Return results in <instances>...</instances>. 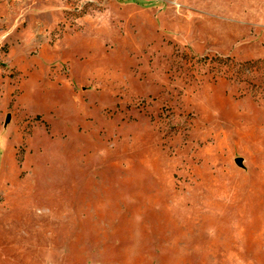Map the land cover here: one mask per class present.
Returning <instances> with one entry per match:
<instances>
[{"label": "rangeland", "instance_id": "rangeland-1", "mask_svg": "<svg viewBox=\"0 0 264 264\" xmlns=\"http://www.w3.org/2000/svg\"><path fill=\"white\" fill-rule=\"evenodd\" d=\"M0 264H264V0H0Z\"/></svg>", "mask_w": 264, "mask_h": 264}, {"label": "water", "instance_id": "water-1", "mask_svg": "<svg viewBox=\"0 0 264 264\" xmlns=\"http://www.w3.org/2000/svg\"><path fill=\"white\" fill-rule=\"evenodd\" d=\"M236 162H237L238 164H240V163H241V158H240V157L236 158Z\"/></svg>", "mask_w": 264, "mask_h": 264}]
</instances>
